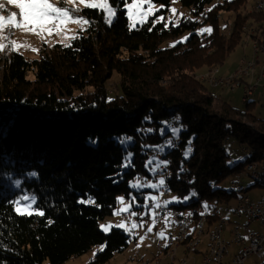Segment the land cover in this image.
I'll use <instances>...</instances> for the list:
<instances>
[{"label":"trees","instance_id":"obj_1","mask_svg":"<svg viewBox=\"0 0 264 264\" xmlns=\"http://www.w3.org/2000/svg\"><path fill=\"white\" fill-rule=\"evenodd\" d=\"M152 1L164 8L134 28L124 11L108 24L103 13L86 7L81 13L91 23L69 43L43 46L32 59L0 51V264H63L92 249L99 251L88 264H105L125 251L133 241L127 232L105 233L101 221L114 212L119 195H131L135 178L157 179L160 171L153 175L145 164L158 151L146 146L170 139L169 130L160 132L163 122L179 117L182 125L179 138H172L175 147L158 152L170 162L162 170L164 187L182 200L197 193L170 205L200 214L204 201L238 198L236 189L217 183L241 173L250 160L264 161V119L213 95L198 77L202 67L223 65L245 26L264 24V12H250L251 0H180L189 16L179 24L153 23L173 0ZM225 12L234 16L225 20L229 32L220 26ZM205 28L211 33L201 34ZM185 31L186 41L164 45ZM114 72L120 76L115 91L108 83ZM119 137L132 138L127 148ZM231 137L251 151L234 166L226 147ZM129 152L131 164L124 168ZM146 191H134L141 202ZM25 194L36 197L43 216L17 213L14 201ZM88 196L94 204L78 203ZM215 213L209 224L218 219Z\"/></svg>","mask_w":264,"mask_h":264},{"label":"rangeland","instance_id":"obj_2","mask_svg":"<svg viewBox=\"0 0 264 264\" xmlns=\"http://www.w3.org/2000/svg\"><path fill=\"white\" fill-rule=\"evenodd\" d=\"M50 2H52L53 4H55L56 6H59V7L67 6L70 9L74 8V7H78L79 11H76L74 13V15L76 17L85 18L82 15L81 10L83 8H86V6L83 3H81L80 0H75V3H67V4H66V0H50ZM215 2H216V0L211 5H213ZM0 3L5 4V9L0 10V14L7 16L11 11H16L17 13H19V10L14 5L7 4V0H0ZM152 3L155 5V9H158V11H155V14L157 12H159V10L164 8V6L162 4H159V3H156L153 1H152ZM252 5H253V0H251L249 2V5H248L249 11L251 10ZM173 8L176 9L175 14L172 13V11H171V9H173ZM161 14H163V13H161ZM160 16H163L167 22L173 21V22H175V24H177V22L179 24L180 19L183 16H189V11L187 8H184L181 5L180 0H173V4L170 6L167 14L165 16H164V14L159 15V17ZM151 17L152 16H150L149 19ZM228 19H231L232 21H234L233 13H231V12L222 13L221 18H220V26L222 28L228 29V31H227V29H225L224 30L225 32L226 31L229 32V29H230V27H228V25L225 24V20H228ZM259 24L260 23H256V22L254 23V25H259ZM130 25H132L131 21H130ZM138 25H141V24L137 23L136 26H138ZM85 27H86V25H84L82 28V26L78 23H67L61 29V31L59 33L53 32V34H51V35L45 34L43 37H41L40 35L24 32L23 30H16L14 32V35L12 36V39H15L20 44L30 45L31 47L19 48L18 52L24 54L27 58L32 59V58H37L40 56V49L43 46H49L50 47L56 43H62V44L69 43L72 38H67V37H74L79 30H83V29H85ZM2 35H7V31H5V33H3V34H0V37H2ZM189 35H190V32L185 31L178 38H176L175 40H169L166 43H164V45H172L178 41H183L184 38L185 37L188 38ZM0 42H6V41H4L2 38H0ZM32 49H37V51H33ZM252 52H253L252 40L248 39L246 37V35L244 34L241 44H239L229 54V56L227 57V59L223 63V65H221L219 67V69H220L219 75L216 74V76L217 77H225L228 74L233 73L238 68V66L240 64V60L244 57V55H246L247 58H249L252 55ZM215 69L216 68H214L212 70H215ZM204 71L206 72V71H208V69L202 67L199 70L200 73H202ZM31 77H33V76L31 75ZM119 77L120 76L118 75V73H116V72L113 73L111 80L108 82L109 84L112 85V86L110 85L111 86L110 89H114V91H115V88L117 85V80L119 79ZM251 81L254 84L257 82V79L252 80V78H245V82L250 83ZM263 85H264V79L260 82L259 88L255 91L254 96L251 98V102H254V103H251L249 105V107H248V104H246L243 100L244 92H245L244 85L235 86V88H231L228 86H218V87L212 86L214 88H210L209 90L211 91V93H213V95H217V96L220 95L223 99L230 100L231 102L229 101V103L232 106H234V107H236L242 111H246L247 110L246 108H251V111L254 115L264 119V98L261 97V93L263 92ZM208 87H210V85H208ZM173 121H174L173 124L170 122L168 124H171L173 127L182 126L178 122L179 120H176V118L173 119ZM163 129H164V132L169 130L166 124L163 126ZM169 138L172 139L173 138L172 135H169ZM226 147H227V152L229 154L228 162L232 166H234L240 162H244L248 158V156L251 154V151L247 147V145L236 140L234 137L229 138V140L226 142ZM151 157H155V156L152 155ZM159 159L163 160L162 158H159ZM162 174H163V171H162ZM160 177H161V171L157 175L156 180H153L151 177H147V176L143 177L141 179H142V181L155 183L160 179ZM137 178H135L131 183H134ZM163 178H165L164 174H163ZM234 182L239 183L240 187L244 188L243 191L247 192L250 197L251 196L254 197V200H257L261 196L264 195V187L255 184V179L248 173V171L246 169H244L241 173L231 175V176L223 179L222 181L217 183L216 186L225 188L227 191L230 192L232 190H235V188L232 186V183H234ZM132 189L134 191H137V192L141 191V190L148 189V191L144 192V194H143L144 195L143 196V198H144L143 202H141L139 200V198L137 197L138 194L134 191L131 192V195L129 197H127L124 194L119 195V198H123L125 205H131L129 211L124 212L122 215H114V212H113L112 214L107 215L101 221V225H108V224L116 225V224H120L121 222H125V223H128L130 226V224L134 221L138 225H142V226L135 229L136 239H134L130 243L129 247L127 249H125V251L116 254V256L114 258H112L110 261H108L105 264H142L143 261H150L152 263H155L157 260L161 264H170V259L166 256L165 253L159 254L158 253V247H157V240L160 237L158 235V233L163 231L165 233V235H167L170 233V230L167 229L166 227H163V226H156V224H155L153 231L148 232L147 228L152 226V216H151V214H148V216L144 215L145 212H149V210H150V206L148 209H146L144 207V205L146 202L145 198L149 195L159 197L161 202L172 200L173 198H177V197L173 194L171 196L163 197L160 193L161 189H151L148 187H144V188H140V189H136V188H132ZM132 196L136 197L135 201L131 200ZM149 202H148V205H149ZM186 202L187 201L182 202V203L185 204ZM236 203H237V198H232L229 202H224L221 204H214L212 202L207 203L206 201H204L203 205L207 204L208 209H203V207L200 209V212H203V213L206 212V210H208L210 212V214H212L214 212H216V213L220 212L221 215L224 218H226V226H225L224 234L228 240L233 239L231 232L235 227H239L240 230L243 227L242 230L246 232V234L243 233V235L246 237L250 236V232H251L250 230L259 228V226L257 225L258 222H256V223L253 222L250 225V227H248L246 229V227H245L247 225L246 222H244L240 218L234 216V214L232 213V209H233L234 205H236ZM171 204H174V203H171ZM121 207H122V205L117 203L115 210H118ZM214 210H216V211H214ZM129 212L136 214L135 216H132V219L130 221H128L126 218V214ZM216 213H215V215H216ZM216 217H218V219H220L219 215H217ZM218 219L216 220V222L214 224H209L208 218H207V224H206L207 232L205 233V235L203 237L204 242L200 246V248L198 250H196L195 252H193L191 255L192 257H194L196 259L197 264H200V262L203 260L204 255H201V254H203L205 251L208 250V239H209L208 230L210 228L214 227L216 225V223H218ZM141 237H143L142 241H141ZM235 246H238V245H233L231 247V250L229 251V253L224 258L225 264L230 263L233 254L240 248V246H238L239 248H237V250H235ZM96 252H98V249H92L88 253L82 254V255L77 256L75 258H71L63 264H88L89 260L91 261V258H93V260L96 258V255H95ZM199 253H201V254H199ZM183 256H184V248L182 246H180L178 248V251L176 254V260L174 261L173 264H179V262L183 258ZM252 261L254 263L255 257H250L249 262H252Z\"/></svg>","mask_w":264,"mask_h":264},{"label":"snow or ice","instance_id":"obj_3","mask_svg":"<svg viewBox=\"0 0 264 264\" xmlns=\"http://www.w3.org/2000/svg\"><path fill=\"white\" fill-rule=\"evenodd\" d=\"M81 3H83L86 7L90 9H96L98 12L103 13V18L106 23L111 24L112 20L115 18L116 12L118 10L124 11L129 20L132 22V27H136L137 23L144 24L148 21L150 16H153L155 14V11H158V9H155V5L152 3V0H122V4L118 2L115 6L112 4V0H80ZM67 3H75V0H66ZM7 4L14 5L18 10L19 13L16 11H11L7 16H4L0 14V34L5 33L7 31V35H2V38L6 42H0V51L5 50L8 48L10 51H18L21 47H31L27 44H20L15 39H12V36L14 35V32L16 30H23L24 32L40 35L43 37L45 34L51 35L53 32L59 33L61 29L67 24V23H78L82 26L89 25L91 21L76 17L74 13L76 11H79L78 7L74 8H68L67 6L59 7L50 2V0H7ZM146 5V6H145ZM5 9V4L0 3V10ZM172 13H176V9H171ZM164 20L163 16L157 17L156 20L153 23H159ZM178 24V22H177ZM165 27H167V24H165ZM203 32L211 33L210 28H205L201 30V34ZM67 38H76V37H67ZM188 38L185 37L183 41L184 42ZM178 42V43H179ZM70 46V45H65ZM175 46V45H173ZM33 51H37V49H32ZM149 119V118H145ZM179 117H176V120H179ZM167 125L168 129L171 132L172 137L178 139L180 136V133L182 131V126L180 127H173L171 124H168V122H163ZM139 131V130H138ZM149 132H152V129H148ZM161 134L164 133V129L162 128L160 130ZM131 137H119L118 142L127 148V145L131 141ZM95 143V141H92ZM153 148L155 151L158 152H164L165 148H173L175 145L173 144L172 139H168L164 145H156V146H146ZM192 152L191 148V141L188 142L184 152L183 156L185 159H187ZM131 158L132 153H128L125 161L122 164V167L127 168L131 164ZM170 162L167 160H160L158 157H151L146 161L145 167L148 168V170L155 175L158 171H161V177L160 179L155 182H146L142 181L141 178H137L134 183L130 182V187L140 189L144 187H148L151 189H161L166 185V181L163 178L162 170L167 168L168 164ZM151 166V167H149ZM180 171H183V168L181 167ZM31 175H35V173H32ZM115 182V181H114ZM162 195V193H161ZM197 193L192 192L189 196H186L183 198V200L178 198H173L172 200L168 201H162L157 196L149 195L145 198L146 202L144 207L148 208V202H152V207L149 210V212H145L144 215H148L149 213L152 216V226L147 228L148 232H152L153 228L156 224V215L157 209H160L161 207L166 208L171 203H182L187 201L188 199H191L193 196H196ZM132 201L136 200L135 196L131 197ZM78 203L81 204H94L95 199L94 197L88 196L87 199L81 198L78 200ZM117 203L122 205V207L118 210H114V215H122L124 212L129 211L131 205H125L123 198H118ZM15 204V210L20 215H40L43 216L44 212L42 209H38L36 207V197L34 195H22L18 199L14 201ZM205 208L208 207L207 204L204 205ZM203 214V213H201ZM132 216H135V213H131ZM188 215H191V213H188ZM171 213L169 212L165 216V223L170 219ZM51 222V221H49ZM142 225H138L134 221L130 224L121 222L120 224H108V225H100V228L105 232H109L112 228H121L129 233L133 231V229H136ZM158 235L161 239L165 238V233L163 231L159 232ZM143 240V237H141V241Z\"/></svg>","mask_w":264,"mask_h":264},{"label":"bare ground","instance_id":"obj_4","mask_svg":"<svg viewBox=\"0 0 264 264\" xmlns=\"http://www.w3.org/2000/svg\"><path fill=\"white\" fill-rule=\"evenodd\" d=\"M263 0H253V5L251 7L250 12H264V7H257V5L261 4ZM246 37L248 39L252 40L253 44V52L252 55L247 58L246 55L240 60V64L238 68L233 72L228 74L225 77H217L216 74L219 75L220 69L216 68L215 70H208L206 72L200 73L198 75L199 79L206 83L207 85H210L211 88L218 87L219 85H226L231 88L234 87V83H243L245 87L244 95H251L252 92L255 94V91L259 88L260 84H257L259 82V73L264 70V59L257 60V63L252 66L253 64V56L256 57H263L264 53V24L257 26V25H251V26H245L244 28ZM252 66V70H249ZM249 70L248 73H242L243 71ZM245 78H252L257 79L256 83H250L245 82ZM218 79V80H216ZM231 79V81H230ZM214 86V87H212ZM253 96H248V102L251 101V98ZM261 97L264 98L263 92L261 93ZM155 156L158 158H161V153L156 152ZM254 163L258 167V170H264V161H257V160H250L246 165V170L248 173L255 179V184L263 186L264 187V173L259 174V178L256 175V172H254ZM147 182V181H146ZM238 191V198L237 203L239 201H243V194L241 193H247L243 191L244 188L240 187V184H238V188L233 186ZM165 187L161 188L160 193H162L163 197H167L164 194ZM172 193V192H171ZM236 203L232 209V213L234 216L240 218V206ZM152 207V203L150 204V209ZM203 209L205 208L204 205L202 206ZM164 208V207H161ZM166 208H172L175 209V211H180L182 216H189L188 213L191 212L188 209H182L175 205H168ZM203 212H200V214H195L193 212V222L191 226V220H184L182 223V232H185L183 236L182 245L180 244V236H173L168 237L167 243L162 247V242L160 239L157 240V247L159 254L165 253L166 256L171 260L170 264H173L176 260V254L178 251V248L182 246L184 248V255L185 253L192 252V249H194V252L200 248V246L204 242V235L207 232V219L210 215V212L206 210L203 214ZM216 215L220 216V219H218V223L212 228L208 230V249L210 245V233H213L212 237V250H209V258H216V251H221L222 245L224 243V231H225V218L221 215L220 212H217ZM127 218V216H126ZM132 218H130L131 220ZM156 226H162L161 222H156ZM223 227V228H221ZM235 231H241L239 227L234 228ZM127 235L131 238V240L136 239V231L133 229L131 233L127 232ZM234 244H226L224 248V255L226 256L229 251L231 250V247ZM250 248H258V240H251L250 241ZM99 251V249H98ZM201 254V253H199ZM201 255H204L203 260L200 262V264H204L205 260V252ZM235 253L233 254L232 258H234ZM93 260V258H91ZM185 263V256L180 260L179 264ZM142 264H152L150 261H143ZM156 264H161L159 261ZM197 264L196 259L193 257V263ZM217 264H224V257H217ZM264 264V262L262 263Z\"/></svg>","mask_w":264,"mask_h":264},{"label":"built area","instance_id":"obj_5","mask_svg":"<svg viewBox=\"0 0 264 264\" xmlns=\"http://www.w3.org/2000/svg\"><path fill=\"white\" fill-rule=\"evenodd\" d=\"M257 7H264V0L261 2V4L257 5ZM261 59H264V53H263V57H256L254 55L252 66L257 63V60H261ZM252 66L249 70H252ZM249 70L243 71L242 73H248ZM263 79H264V70H262V72L259 73V82L257 84H260V82ZM242 85L243 83L241 82L234 83V87L242 86ZM219 86H226V85H219ZM248 96H254L253 92L251 95H244L243 98L244 102H248ZM263 96H264V85H263ZM254 172H256V175L259 178V174L264 173V170H258V167L254 163ZM238 184L239 183L234 182L232 183V186L238 188ZM164 194L166 196L172 195L170 189L166 187ZM241 194H243V201H239L237 203L240 206V216H239L240 219L246 222L247 228L251 223L258 222L260 224V229L252 230L250 232L249 237L244 236L242 231H235L233 229L231 232L233 239L228 240L226 236H224V243L222 245L221 251H216V258H209V250H212V237H213V233H210V245H209V249L205 251L204 264H217V257L225 258L226 256L224 255V248L226 244H234L240 246V248L235 252L234 258L231 259L229 264H262L264 262V195L261 196L259 199L254 200L249 196L248 193H241ZM156 212H157L156 221L161 222L163 227H166L167 229L170 230V233L165 235L164 239H161L160 237L158 238L162 242V247L165 245V243H167L168 237H173V236H180V244L182 245L183 236L185 234V232H182V223L184 220H191V226H192L193 211L189 212L191 213V215L189 216H182L180 211H175V209L172 208H160L157 209ZM169 212L171 213V217L167 221V223H165L164 218ZM131 213L132 212L126 214L128 221H130V218H132ZM225 224H226V218H225ZM251 240H258V248H250ZM193 252L194 249H192V252L190 253H185L184 264L193 263V257L191 256ZM250 257H255L254 263L253 261L249 262ZM157 262L158 260L152 264H156Z\"/></svg>","mask_w":264,"mask_h":264},{"label":"crops","instance_id":"obj_6","mask_svg":"<svg viewBox=\"0 0 264 264\" xmlns=\"http://www.w3.org/2000/svg\"><path fill=\"white\" fill-rule=\"evenodd\" d=\"M205 72V71H204ZM203 73V72H202ZM227 101H230V100H228L227 99ZM231 102V101H230ZM252 197V196H251ZM253 199H254V197H252ZM257 199V198H256ZM254 223H256V222H254ZM252 224V223H251ZM250 224V225H251ZM250 225H249V227H250ZM257 225L259 226V228L258 229H253V230H259L260 229V224L259 223H257ZM246 227V229H247V226H245ZM243 228V227H242ZM242 228H241V230H242ZM250 231H252V230H250ZM242 232L244 233V234H246V232L245 231H243L242 230ZM237 248H239L238 246H235V250H237Z\"/></svg>","mask_w":264,"mask_h":264}]
</instances>
